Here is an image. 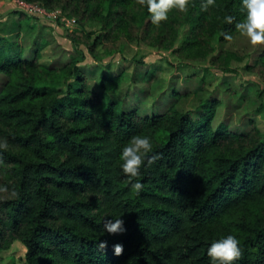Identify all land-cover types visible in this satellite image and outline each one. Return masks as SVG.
<instances>
[{"label":"trees","instance_id":"obj_1","mask_svg":"<svg viewBox=\"0 0 264 264\" xmlns=\"http://www.w3.org/2000/svg\"><path fill=\"white\" fill-rule=\"evenodd\" d=\"M27 1L78 22L69 38L97 59L133 40L196 61L219 46L215 66L226 72L239 59L226 45L241 33L242 0L206 8L188 0L159 23L146 0ZM94 22L96 35L86 31ZM44 48L26 54L16 38L0 36V250L21 241L22 264H210L208 245L232 233L241 247L232 264H264V129L255 118L246 129L217 122L212 98L194 110L143 111L148 92L136 86L153 83V64L134 58L131 72L126 64L93 84L79 59L48 63ZM246 67L264 69V49ZM137 134L153 145L132 178L143 183L139 192L120 168L121 148ZM119 216L124 230L109 232L105 223Z\"/></svg>","mask_w":264,"mask_h":264},{"label":"rangeland","instance_id":"obj_2","mask_svg":"<svg viewBox=\"0 0 264 264\" xmlns=\"http://www.w3.org/2000/svg\"><path fill=\"white\" fill-rule=\"evenodd\" d=\"M0 8V36L16 38L22 43L26 54H31L39 43H44V57L48 63L64 62L70 58L80 60V65L91 76L95 84L101 74H118L126 64L131 67L134 58H143L145 62L158 68L156 78L147 87L141 81L136 89L147 90V97L141 101L142 110H165L176 103L182 109L194 110L201 101L209 98L218 100L217 118L229 120L233 127L246 129L250 118L264 129V69L249 70L247 64H254L264 49V42L252 44L246 35L238 34L227 45V49L235 51L239 59L231 62L234 71L226 72L215 66L216 52L202 61L190 60L171 50L151 47L138 41H128L124 45L118 43L112 53L103 59L94 58L85 44L72 41L68 34L81 30L77 22L66 24L60 15L51 13L28 14L21 10L16 0H2ZM58 10V9H54ZM33 20L30 28L28 21ZM69 28V29H68ZM97 22L87 25L96 35L100 32ZM39 42V43H37ZM99 51H103L100 46ZM143 90V89H141ZM26 247L17 240L9 249L0 250V264H22Z\"/></svg>","mask_w":264,"mask_h":264},{"label":"clouds","instance_id":"obj_3","mask_svg":"<svg viewBox=\"0 0 264 264\" xmlns=\"http://www.w3.org/2000/svg\"><path fill=\"white\" fill-rule=\"evenodd\" d=\"M143 2V0H142ZM148 10L152 13L151 20L159 23L166 19L167 10L170 7H176L181 11L186 10L188 0H146ZM213 0H204L202 7L206 8L212 4ZM245 9V16L236 23V28L241 34L246 35L252 44L264 42V0H242ZM225 21L231 23L234 20L232 15L224 17ZM226 39H231L229 33H224ZM7 146L6 141L0 140V148ZM152 140L148 135H133L130 142L122 146L120 152V168L128 174L129 180L132 181L131 187L139 192L143 188V183L139 179L132 178L140 175L141 165L147 153L152 150ZM156 158L154 154L148 157V163ZM105 228L109 232L123 231V221L121 217L108 220ZM101 247L105 246V242H100ZM122 244L114 245V252L119 254L122 251ZM207 254L210 258V264H232V262L241 256L240 241L237 236L232 233L222 235L218 239L212 240L208 245Z\"/></svg>","mask_w":264,"mask_h":264},{"label":"built area","instance_id":"obj_4","mask_svg":"<svg viewBox=\"0 0 264 264\" xmlns=\"http://www.w3.org/2000/svg\"><path fill=\"white\" fill-rule=\"evenodd\" d=\"M21 8L22 11L28 13V14H34L37 12L40 13H51L52 9H48L45 6L36 3V2H31V1H27V0H16ZM56 11L59 15L60 18L66 23V24H73V22L71 21V18L67 17L65 14L62 13L61 9L58 10H54ZM74 22L75 20L72 19Z\"/></svg>","mask_w":264,"mask_h":264}]
</instances>
